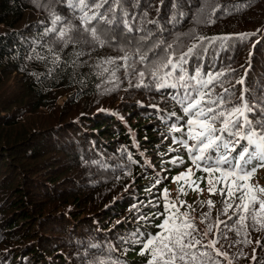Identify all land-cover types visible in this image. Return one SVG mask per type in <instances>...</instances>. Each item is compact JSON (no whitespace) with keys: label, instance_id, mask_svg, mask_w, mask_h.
Wrapping results in <instances>:
<instances>
[{"label":"trees","instance_id":"1","mask_svg":"<svg viewBox=\"0 0 264 264\" xmlns=\"http://www.w3.org/2000/svg\"><path fill=\"white\" fill-rule=\"evenodd\" d=\"M99 11L113 18L101 25L103 44L80 26L78 0H0V264H148L139 241L161 231L166 202L188 213L202 244L212 224L208 238L234 264H264V231L230 230L236 217L234 208L225 214L222 185L210 194L208 173L173 142L186 139L173 131L187 120L183 88H158L148 76L140 84L128 67L138 48L160 45L153 51L163 57L172 45L176 61L196 45L183 74L218 76L206 91L229 106L243 95L252 128L264 131V0H109ZM69 27L72 39L58 42ZM259 172L249 183L264 188L252 182Z\"/></svg>","mask_w":264,"mask_h":264},{"label":"snow or ice","instance_id":"2","mask_svg":"<svg viewBox=\"0 0 264 264\" xmlns=\"http://www.w3.org/2000/svg\"><path fill=\"white\" fill-rule=\"evenodd\" d=\"M108 2L109 0H103V3L96 4L95 9H92V5L86 3V0H78L82 12L80 26L85 33L91 36L94 43H105L104 36L108 29L101 25H113V18L99 11L103 4ZM70 7L74 8L75 5L70 3ZM88 10L92 11L91 15ZM59 21L60 17H55L53 24ZM49 31L57 30L52 28ZM70 31V27L60 29L58 42L67 43L70 41L72 39L69 35ZM159 46L145 48L144 51H140L138 48L134 55H138L139 60H133L128 67H132L133 74H138L140 84H143L144 78L148 76L158 88H183V95L177 96V103L181 105L187 120L184 126L173 128V131L182 132L186 139L177 140L174 137L173 142L187 151L189 159L197 171L208 173L210 194H215L216 186L222 185L218 190L222 197L226 192V198L222 201L225 206V214L228 209L234 208L232 216L236 217L234 221L236 227L230 230H234L237 236H240L241 230H243L245 237H247L249 226L254 229L258 226V230L264 231V188L254 187L249 183L258 167H264V131L258 133L252 128L251 121L247 117V113L251 109L245 101V97L241 95L240 105L229 106L231 101L228 96L220 94L214 99L206 91L208 85L218 79V76L209 75L208 79L204 80L199 72L194 77H186L183 74L181 65L196 45L190 47L187 53H184L176 61L169 53L172 45L163 49L165 53L163 57L153 51V47ZM150 51H153L151 57L148 54ZM122 59L127 62L130 57L125 54ZM106 63L111 65L115 61L109 60ZM136 63L142 67L135 68ZM118 67L119 65H117ZM178 69H181L180 74L174 78L173 74ZM104 71L107 72L109 69L105 68ZM111 71L115 76L116 69ZM190 79L196 80V84H189ZM239 83H243V81H239ZM238 148L239 151H237ZM173 162L175 163V161ZM191 174L192 169L189 168L185 173L176 177L174 182L190 178ZM229 200L235 203H228ZM208 204L211 206V201ZM164 208L165 213L171 214L166 215L161 225L158 226L161 231L139 241L141 242L140 254L144 255L147 252L151 257L148 264H217L208 252L201 251V249H212L216 256L227 258L226 252L215 248L218 243L216 238L207 239L213 231L212 224H208L202 229L203 238L207 240L202 244L201 239L196 235L198 229L189 219L187 212L180 214L177 205L170 206L167 202ZM232 216L229 219H232ZM205 219H207V214H204L200 223L203 224ZM249 220L252 222L251 225L246 223ZM221 223L224 222L217 221L216 227H219ZM236 242L240 243L241 241ZM242 242L244 244L251 243L247 239ZM257 243L260 242L257 241ZM252 259L253 261L257 259L255 250H253Z\"/></svg>","mask_w":264,"mask_h":264},{"label":"rangeland","instance_id":"3","mask_svg":"<svg viewBox=\"0 0 264 264\" xmlns=\"http://www.w3.org/2000/svg\"><path fill=\"white\" fill-rule=\"evenodd\" d=\"M246 101V100H245ZM249 119V121H251L250 120V118H248ZM160 173H163V172H160ZM263 172H259L258 173V175L259 174H262ZM253 183H259V182H264V175L262 174V175H260L259 176V178H255V179H253V181H252ZM175 188V187H174ZM205 195V194H204ZM177 197L178 198H183V193L181 192V193H179L178 195H177ZM203 197V196H202ZM174 204L175 205H177V203L176 202H174ZM208 239H213V238H208ZM215 248L216 249H219L216 245H215ZM220 250V249H219ZM219 257H221V258H223V259H225L226 261H227V263L229 264V261H231V264H234L233 262H232V260L229 258V256H228V254H227V258H224V257H222V256H219ZM253 260V259H252ZM244 263V262H243Z\"/></svg>","mask_w":264,"mask_h":264}]
</instances>
